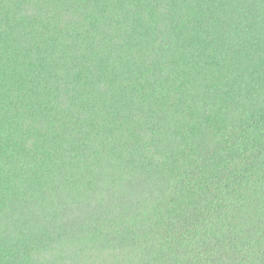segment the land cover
Masks as SVG:
<instances>
[{"label": "trees", "instance_id": "1", "mask_svg": "<svg viewBox=\"0 0 264 264\" xmlns=\"http://www.w3.org/2000/svg\"><path fill=\"white\" fill-rule=\"evenodd\" d=\"M0 264H264V0H0Z\"/></svg>", "mask_w": 264, "mask_h": 264}]
</instances>
